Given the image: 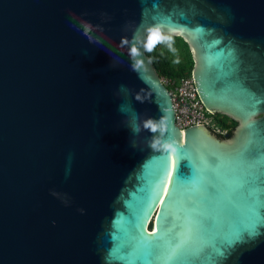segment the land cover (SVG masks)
Instances as JSON below:
<instances>
[{"label":"water","instance_id":"water-1","mask_svg":"<svg viewBox=\"0 0 264 264\" xmlns=\"http://www.w3.org/2000/svg\"><path fill=\"white\" fill-rule=\"evenodd\" d=\"M150 29L229 137L175 124ZM0 264H264V0H0Z\"/></svg>","mask_w":264,"mask_h":264},{"label":"built area","instance_id":"built-area-1","mask_svg":"<svg viewBox=\"0 0 264 264\" xmlns=\"http://www.w3.org/2000/svg\"><path fill=\"white\" fill-rule=\"evenodd\" d=\"M160 80L166 86L171 97L175 124L179 128L199 123L210 127L213 113L204 107L191 75L163 74L160 75Z\"/></svg>","mask_w":264,"mask_h":264},{"label":"rangeland","instance_id":"rangeland-1","mask_svg":"<svg viewBox=\"0 0 264 264\" xmlns=\"http://www.w3.org/2000/svg\"><path fill=\"white\" fill-rule=\"evenodd\" d=\"M170 37L171 38L169 39V41L158 43L152 50L153 58L158 65V69L156 68V65L154 64L152 58L148 55L158 74L162 72V74L171 75L168 74V71H172L173 69L177 68L175 61L179 58L180 55H182L185 52L186 50L185 48H188L189 50L188 45L184 46V44L182 43L181 37L179 36H170ZM192 66H193V62H191V64L185 70L183 75L186 76L191 75ZM221 115L222 114L220 113H215V115H212L210 128L219 134H225L226 128H222L217 120V118L220 117Z\"/></svg>","mask_w":264,"mask_h":264},{"label":"trees","instance_id":"trees-1","mask_svg":"<svg viewBox=\"0 0 264 264\" xmlns=\"http://www.w3.org/2000/svg\"><path fill=\"white\" fill-rule=\"evenodd\" d=\"M163 35V34H162ZM166 37H168L169 39L171 38L170 36H167V35H164ZM169 39H167L166 41L164 42H167L169 41ZM182 43L184 44V46H187L186 42L184 40H182ZM185 52L179 56V58L175 61V64L177 66L176 69H173L172 71H168V74H171L172 76H182L185 72V70L188 68V66L191 64L192 61V58H191V53L190 51L188 50V48H185ZM146 53L152 58L154 64L156 65V68L158 69V65L157 63L155 62L154 58H153V53L152 51H147L146 50ZM188 72V71H187ZM160 75H163L162 72L159 73ZM215 115V114H213ZM218 120V123L220 124V126L222 128H226V132L225 134H217L219 137H223V138H227L230 136L236 122L227 117L226 115H221L220 117L217 118Z\"/></svg>","mask_w":264,"mask_h":264},{"label":"clouds","instance_id":"clouds-1","mask_svg":"<svg viewBox=\"0 0 264 264\" xmlns=\"http://www.w3.org/2000/svg\"><path fill=\"white\" fill-rule=\"evenodd\" d=\"M88 29L85 28V33H87ZM153 33H158V36H153ZM167 39H169L168 37L162 35L158 30L156 29H150L148 31L147 37H146V42L144 44V47L147 51H152L153 48L161 42L166 41ZM90 42H91V38H90ZM131 54L135 55L137 52V49L135 47L131 48ZM154 127V126H153Z\"/></svg>","mask_w":264,"mask_h":264},{"label":"snow or ice","instance_id":"snow-or-ice-1","mask_svg":"<svg viewBox=\"0 0 264 264\" xmlns=\"http://www.w3.org/2000/svg\"><path fill=\"white\" fill-rule=\"evenodd\" d=\"M153 36L155 37V36H158V33H153ZM164 175H165V177L168 175V173H167V171L165 170V172H164Z\"/></svg>","mask_w":264,"mask_h":264},{"label":"bare ground","instance_id":"bare-ground-1","mask_svg":"<svg viewBox=\"0 0 264 264\" xmlns=\"http://www.w3.org/2000/svg\"><path fill=\"white\" fill-rule=\"evenodd\" d=\"M147 225H148V224H147ZM152 226H153V225L151 224V228H152Z\"/></svg>","mask_w":264,"mask_h":264}]
</instances>
